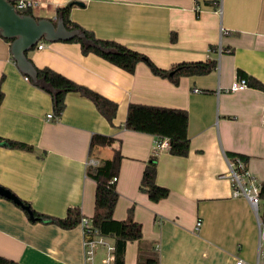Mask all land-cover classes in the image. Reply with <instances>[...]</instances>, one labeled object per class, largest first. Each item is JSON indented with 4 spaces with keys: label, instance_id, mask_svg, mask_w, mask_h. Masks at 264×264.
<instances>
[{
    "label": "crops",
    "instance_id": "obj_1",
    "mask_svg": "<svg viewBox=\"0 0 264 264\" xmlns=\"http://www.w3.org/2000/svg\"><path fill=\"white\" fill-rule=\"evenodd\" d=\"M40 1L43 6L36 10L46 16L54 10V20L59 6L75 1L73 21L146 54L161 68L208 59L217 66L174 84L145 62L130 73L100 55L84 54L78 42L45 40L43 48L27 53L36 67H49L118 103L112 125L92 100L71 91L62 115L49 118L54 111L48 85L19 69L10 42L0 35L5 93L0 137L32 146L0 145V185L31 210L65 217L68 208L78 207L92 218L97 183L87 167L119 148L123 158L114 217L125 219L133 207L143 228V239L127 245L126 264H135L140 252L157 253L159 264H236L238 259L264 264L261 220L246 198L232 195L228 165V159L246 156L251 174L264 180V91L249 83L229 89L240 77L264 83V0H220L219 7L208 0ZM130 103L186 110L189 154L173 155L157 146L156 136L125 128ZM95 133L115 142L90 152ZM156 151L157 183L170 191L158 202L140 189L145 165ZM262 212L261 203L260 219ZM83 240L81 224L63 228L31 218L22 205L0 196V255L22 264H87ZM105 253L100 246L96 264Z\"/></svg>",
    "mask_w": 264,
    "mask_h": 264
},
{
    "label": "trees",
    "instance_id": "obj_2",
    "mask_svg": "<svg viewBox=\"0 0 264 264\" xmlns=\"http://www.w3.org/2000/svg\"><path fill=\"white\" fill-rule=\"evenodd\" d=\"M14 3V0H10ZM208 5L220 6V0H208ZM76 2H70L64 6H59L56 10L57 17H61L65 25L72 29L78 28L86 34L91 43L83 41L79 37H74L68 41L81 44L84 54L95 53L110 61L111 63L134 73L138 63L145 62L151 71L164 78H168L174 84H179L184 76L202 75L211 72L217 66V61L208 59L205 61L179 62L169 68L157 66L146 54L130 48L129 46L113 39L98 37L93 30L83 27L71 19V10ZM24 14H33L32 9L21 10ZM39 18V17H38ZM56 21V20H55ZM12 42V38H4ZM172 41L177 40V33L172 32ZM45 41L44 39L41 40ZM34 46L32 49H34ZM38 76L48 85V91L52 94L53 111L56 117H60L66 107V94L74 91L89 98L94 102L99 112L106 117L110 124H114V119L118 113V103L103 96L97 91L80 84L65 75L49 68L37 67ZM250 86L264 91V83L256 78L248 80ZM2 80L0 81V107L4 99ZM124 127L130 130L149 133L157 137L158 140L167 139L169 142V152L176 156H187L190 151L189 136V115L184 109L171 108L165 106H154L142 103H130L127 109ZM115 142V138L105 134L95 133L91 137L90 152L94 147L110 146ZM0 145L32 149V146L21 141L0 137ZM245 162L248 157L239 156ZM123 155L119 148L115 149L113 156L102 160L99 164H90L87 167V175L93 178L97 185L95 191V212L92 216L93 226L99 233L113 240L115 245L114 264H126V248L130 241H141L143 239L142 224L136 221L134 210H128L127 217L118 220L114 217V211L119 199L116 182H112L114 176H119L120 165ZM235 158V157H232ZM157 151L150 156L143 170L140 189L155 202L166 198L170 191L167 187L157 183ZM261 199L263 212L261 222L264 225V180L261 182ZM28 205L27 201H23ZM34 218L45 222L56 223L63 228H72L78 224L83 217L80 208H68L65 217L52 216L32 210ZM141 251V250H140ZM0 264H22L19 261L0 255ZM135 264H159L157 253L144 254L140 252L139 259Z\"/></svg>",
    "mask_w": 264,
    "mask_h": 264
},
{
    "label": "water",
    "instance_id": "obj_3",
    "mask_svg": "<svg viewBox=\"0 0 264 264\" xmlns=\"http://www.w3.org/2000/svg\"><path fill=\"white\" fill-rule=\"evenodd\" d=\"M83 5V2H79ZM0 35L12 38L10 49L19 69L30 76L34 82L40 80L37 67L28 57L31 50L42 39L47 41L70 40L79 37L87 43L86 34L78 28H68L63 19L37 17L34 14H24L15 9L10 0H0ZM0 196L9 198L28 210L31 218L34 213L31 208L11 190L0 185Z\"/></svg>",
    "mask_w": 264,
    "mask_h": 264
},
{
    "label": "built area",
    "instance_id": "obj_4",
    "mask_svg": "<svg viewBox=\"0 0 264 264\" xmlns=\"http://www.w3.org/2000/svg\"><path fill=\"white\" fill-rule=\"evenodd\" d=\"M14 6L17 11L32 9L33 12L35 9L43 6L42 1L40 0H14ZM34 14V13H33ZM44 46V42L40 41L36 44V47L41 49ZM28 78V77H27ZM248 85V79L246 77H240L232 82L230 86V90L235 91L240 88L246 87ZM49 118H56L54 113L48 114ZM158 147H168L169 142L167 139L158 140ZM91 163H94L93 161ZM229 165V174L232 181V195L234 197H244L246 198L258 220L260 221V207L262 203L261 199V182H259L254 175L248 169L247 162H245L240 157H235L228 159ZM118 180L117 176H114L112 182H116ZM80 224L83 227L84 232V255L87 264H96V254L98 248H105V256L102 259V264H114L115 261V245L113 241H110L109 238L101 235L98 229L94 228L93 220L90 217L83 216ZM201 224V220L198 219L197 227ZM260 224L262 222L260 221ZM260 238L264 240V225L260 226ZM236 264H248L243 259H238ZM259 264V263H256Z\"/></svg>",
    "mask_w": 264,
    "mask_h": 264
},
{
    "label": "rangeland",
    "instance_id": "obj_5",
    "mask_svg": "<svg viewBox=\"0 0 264 264\" xmlns=\"http://www.w3.org/2000/svg\"><path fill=\"white\" fill-rule=\"evenodd\" d=\"M54 12V10H51L50 14H48L47 16L44 15V13H39L36 9L34 10V15L37 16V17H48V18H51V15L52 13Z\"/></svg>",
    "mask_w": 264,
    "mask_h": 264
}]
</instances>
